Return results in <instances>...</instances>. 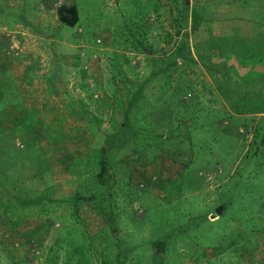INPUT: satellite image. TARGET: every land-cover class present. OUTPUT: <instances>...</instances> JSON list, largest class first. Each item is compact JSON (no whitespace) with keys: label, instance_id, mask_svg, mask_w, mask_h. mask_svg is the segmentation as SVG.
<instances>
[{"label":"rangeland","instance_id":"374dc122","mask_svg":"<svg viewBox=\"0 0 264 264\" xmlns=\"http://www.w3.org/2000/svg\"><path fill=\"white\" fill-rule=\"evenodd\" d=\"M43 1L0 0V215L20 227L0 264H264V115L238 124L193 47L261 42L264 0H63L57 33Z\"/></svg>","mask_w":264,"mask_h":264},{"label":"trees","instance_id":"16d2710c","mask_svg":"<svg viewBox=\"0 0 264 264\" xmlns=\"http://www.w3.org/2000/svg\"><path fill=\"white\" fill-rule=\"evenodd\" d=\"M173 1L178 2V4H176L177 8L181 9V11L186 12L187 5L184 3L185 1ZM153 9V12L157 11L156 7H153ZM181 11L179 12L180 19L179 17H176L173 19V21H175L176 23L179 21V23L181 24L183 22L186 25L185 18L187 14L185 12L182 13ZM56 15L57 19L62 24L73 26L78 21L77 6L74 3L69 5H60L56 9ZM204 18L205 16H203L201 8L191 9L189 18V32L197 34L199 32L198 29L200 27V24H204L205 26H207L208 21H206V18ZM242 20H244L245 23H248L249 21H251V18H242ZM240 33L247 34V31L243 30L240 31ZM238 35L239 34L230 35L227 30L223 29L221 32L223 40H229L227 38H232L233 40H229L231 43L223 45L224 50L218 55L212 53V55L209 56L210 52L208 50H205L207 49L206 46L200 45L197 42H194L193 47L195 49L196 55L199 58L200 65L209 76H212L214 87L221 94L224 101L227 102L230 111L237 114L264 112V38L262 37V41L260 40L261 42L251 41L249 38L252 37L248 36L250 35L248 34L245 36L246 42H243L242 38H239ZM229 44H233V47H229ZM184 46V39H182L174 47V57L178 56L182 59L183 62L191 61L193 64H195V59L190 56L187 48ZM203 46L204 49L202 48ZM151 48V44H149L147 47L144 46V50H146L145 54L147 55L148 59L155 63L156 57L151 52ZM166 68L167 66H158L157 68L153 69L152 72L163 71V73H165ZM176 90H178V88ZM139 92L140 87H137L136 91L133 93L132 98L136 97ZM237 133L239 134L240 132L237 131ZM258 148L251 151L249 154H247V156L250 157L252 155H256V151L258 150ZM103 149L104 148L102 146L99 147L100 159L98 162L100 166L99 168H97L95 175H100V173H107V169L104 164ZM76 200L78 199L76 198L74 202ZM77 249V247L72 248V252H76ZM70 259L71 258L68 257V259L61 264H79L81 261V259H78L74 263H70ZM56 260L57 259H55V257H52L50 259V263L55 264Z\"/></svg>","mask_w":264,"mask_h":264},{"label":"crops","instance_id":"0c3cea01","mask_svg":"<svg viewBox=\"0 0 264 264\" xmlns=\"http://www.w3.org/2000/svg\"><path fill=\"white\" fill-rule=\"evenodd\" d=\"M37 0H34V2H36ZM50 1V6H48V7H46V2H48V0H45V1H43V3H42V5H40V9L42 10V11H40L41 12V14L42 15H40V18L42 19V21H41V19H40V24L39 25H41V26H44L45 28H50L49 30H51V31H49V32H55V33H57V32H61L62 31V29H63V27L61 26V25H64V24H62L58 19H57V15H56V9H57V7H55L54 6V4H53V2H52V0H49ZM70 3H66V2H62V5H69ZM71 4H73V3H71ZM30 5V4H29ZM30 6H32V5H30ZM39 6V4L36 2V7H38ZM78 9V8H77ZM45 11L46 12H48V15H49V18H48V20H46V18L44 19V16H43V13H45ZM39 12V13H40ZM1 14V13H0ZM3 14H6L4 11H2V14L1 15H3ZM11 22H14L13 20L12 21H8V22H4V25H5V27L6 26H8V27H10L9 26V23H11ZM51 22H54V23H56L54 26H51ZM76 24V23H75ZM74 24V25H75ZM67 26V25H66ZM53 27H54V29H53ZM79 29V28H78ZM13 31H16L17 33H20V34H24L23 32H19V30L17 29H15V30H13ZM52 35V34H51ZM51 37H53V35L51 36ZM51 37H49V38H51ZM49 38H47L46 40H49ZM60 41V43H63V45H64V50H65V48L67 47L66 45H68V46H71V44L68 42V41H64V39L63 40H59ZM66 51V50H65ZM12 53L14 54V52L12 51ZM17 52L15 51V54H16ZM69 53H70V51H68V49H67V51H66V53H65V57H67L68 55H69ZM50 58H52L53 59V57L51 56ZM52 60H50L49 62H51ZM30 62V61H29ZM1 69H4V71H6V70H8V69H5L4 67H3V65H2V67H1ZM8 71H10V70H8ZM23 72V71H22ZM54 78H56V76H54ZM50 82V81H49ZM44 84V83H43ZM36 87H37V84L35 85ZM59 87V86H61L60 84H58L56 81H55V83L53 84V86H52V88L53 87ZM44 87H45V84H44ZM61 87H63V89H65L64 88V86H61ZM57 89H60V88H57ZM21 100L23 101V99L25 100V101H27L28 99L26 98H24V96L23 95H21ZM62 99V98H61ZM62 101H63V99H62ZM225 102V101H224ZM226 104H227V102H225ZM67 104H69L70 105V102H68ZM63 105H64V101H63ZM2 110V109H1ZM227 112L228 113H230L233 117L235 116V117H237L238 118V120H237V122H238V124H240L241 126H242V121H241V119H245V117L248 115V114H237V113H234V112H232V111H230V108L228 107V104H227ZM49 115L51 114V112H49L48 113ZM251 115H253V116H261V115H264V112H256V113H250ZM258 114V115H257ZM253 119H254V121H252V122H254V125H255V121L256 120H258L257 118H255V117H252ZM252 118H250L251 120H252ZM241 130V128H239V131ZM217 171V170H216ZM217 173V172H216ZM17 224V223H16ZM16 224H14V225H12V226H10V225H7V221H5V219L2 217V215H0V250H2L3 252H6V248L7 247H9L11 244L13 245V241H14V239H15V233L19 230V225H16ZM11 231H13V232H15L14 234H11ZM17 236V235H16ZM16 240V239H15ZM19 243V242H18ZM22 243V241L20 240V243H19V245ZM19 245H17L18 247H19ZM22 247V246H21ZM21 260V258H18V259H14L13 261H20Z\"/></svg>","mask_w":264,"mask_h":264},{"label":"built area","instance_id":"2783aa9c","mask_svg":"<svg viewBox=\"0 0 264 264\" xmlns=\"http://www.w3.org/2000/svg\"><path fill=\"white\" fill-rule=\"evenodd\" d=\"M52 2H53L55 7H59L60 5H62L63 0H52ZM12 51L15 53V50H12ZM7 53H9V51H7ZM216 172H212L210 174H207L206 178L211 179L216 174Z\"/></svg>","mask_w":264,"mask_h":264}]
</instances>
